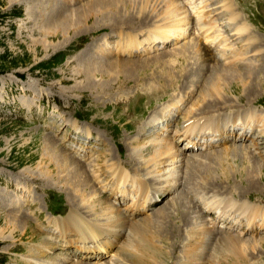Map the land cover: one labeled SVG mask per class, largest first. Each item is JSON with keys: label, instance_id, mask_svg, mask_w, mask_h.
Segmentation results:
<instances>
[{"label": "rangeland", "instance_id": "obj_1", "mask_svg": "<svg viewBox=\"0 0 264 264\" xmlns=\"http://www.w3.org/2000/svg\"><path fill=\"white\" fill-rule=\"evenodd\" d=\"M35 1L38 0H0V214L20 218L32 230V235H18L16 239L0 243V264H150L151 261L157 264H264V244L256 246L252 244L253 241L264 240V180L260 181L261 185L252 189H247L252 186L250 183L252 181H249L248 185L244 182V173L250 171L251 167L253 169L258 166V172L264 173V115L260 116V111L264 112V90H260L259 93L240 94L237 96L238 101H231L233 102L231 104L226 102L219 108H207L203 112L204 117H222L223 120V123L219 124L218 134L210 142L225 135L240 134L239 138L244 139L241 141L243 143L238 141L230 143L221 154V162L211 161L212 154L219 152L221 148H215L205 161L203 159L209 155L198 150L199 160L194 157L188 160L191 163L205 165L206 172L203 174L210 172L211 175L201 181L200 175L196 177L198 180L190 178L187 184H183L177 191H172L173 194L166 186L165 190H169L168 194L171 195H164L165 199L163 198L158 206L155 205L156 207L145 211L141 217L137 219L130 217L131 219L127 220L124 216L131 211L133 203L136 205L141 200L140 197H136L135 202L132 200L135 197L136 185L146 187L148 183L152 197L150 200H158L160 196L156 191L158 188L154 186H160L161 183L155 182L152 178L153 171L148 172L151 168L142 167L143 162L139 163V160L133 161L131 158L129 145L150 142L137 138L139 125L158 110L164 113L188 110L186 106L193 104V98H196L200 88L213 74V65H220L219 74L226 72L221 70L222 66L229 65L223 59L222 53L219 54L213 47L211 49L205 47V52L200 53L192 48L180 47L184 41L177 45L172 42L165 47L161 44L160 50L152 54L137 51V46L133 44L127 47L133 50L132 53L128 52L131 55L112 52L115 48L127 46L132 37H137L141 45L148 41L155 28V22L151 17L147 18L145 23L135 17L132 19L131 27L110 25L84 31L64 46L47 52L42 42L56 44L58 41H65L60 33L62 30L64 33L65 27L56 28L51 25L49 30L44 31L30 27L26 20L29 12L33 6L35 9L40 7L38 4L33 5ZM60 1L64 3L65 10L61 12L62 16H67L74 12L73 9L97 0ZM169 1L166 6L169 5ZM185 1L188 2V6L191 5L189 8L192 10L194 7L198 8L201 0ZM230 2L237 19L230 20L223 11L225 7L220 11L218 24L223 36L228 42L231 41L234 38L231 31L234 23L243 24L250 34L251 42L252 37H255L257 42L261 43L258 45L256 42L254 45L256 48L261 47L264 55V0ZM66 5L70 8L66 9ZM51 7L56 8L54 5ZM56 12L58 13V10ZM48 16L55 18L52 12ZM195 18L191 19L192 24L197 22ZM93 21L94 19H88V23ZM245 37L248 36L241 35L240 44L232 46L228 43L226 49L232 54L235 52L238 55L244 54L248 56L245 58L247 61H252L255 57L253 51L255 47L249 49L251 52H245L243 45L247 39ZM258 57L259 61L261 60L258 65L261 66H257L253 73L263 84L264 56ZM85 58H91L92 61L96 59L97 63L115 59L147 58L145 61L149 67L146 66L137 72V76L140 75L138 79L128 78L120 87L98 89L99 85L98 88L75 89V80H70L67 67L68 64L77 65L80 59ZM242 68L239 69L243 70ZM109 82L110 78L101 82V85ZM232 90L234 92V89ZM213 109L217 111L206 114V111ZM252 110L256 112L254 116ZM251 114V118H248ZM184 117L180 119V125ZM155 129L161 130L160 125H156ZM151 130L152 128H149L143 136L149 137L152 134ZM128 134L130 138H126ZM20 136L36 137L42 143L45 136H48L84 165L90 178L91 189L88 190L93 194V199L96 198L93 210L87 211L79 201H74L69 187L63 186L66 182L70 183L65 176L66 173H62L64 179H60L56 173L47 175L49 177L51 175L52 180L43 175L36 174L34 177L24 173L25 170L35 172L30 168L31 164L23 158L31 148L26 152H21L19 148L12 151L9 145V141L17 142ZM184 145L185 143L181 144ZM149 153L148 149L145 157H148ZM36 163L37 160L34 161V164ZM53 164L57 167L58 174L61 173L63 161L54 156ZM181 164H186L185 158ZM54 165H51L53 170L56 168ZM120 167H123V175L120 178H125L124 180L130 184L127 186L126 182L120 184V189L126 190L127 199L125 201L121 199L122 202L117 201L115 204L108 196L112 188L116 187L114 179L117 178H114V172H118ZM175 170L169 171L173 174ZM57 179L61 182L58 183ZM205 185L210 186L204 187ZM81 186L86 187L84 183H81ZM179 192L189 200L188 208L182 206L180 197L178 200L181 202L174 203ZM115 194L117 193H111L112 198ZM145 202L150 203L148 198ZM119 208L121 212L125 211L123 217L119 213ZM187 210H190L191 216ZM75 212L82 215L81 222L79 225L68 226L66 217ZM120 218L129 229H124L123 233H126L123 235L124 238L122 236L119 241L112 242L109 234L112 233L114 221L118 222ZM250 220L253 226L248 223ZM133 223L136 225L141 223L138 227L139 236L131 232ZM78 229H82L83 232H77ZM118 229L113 232L117 234ZM98 235L100 238H97ZM230 238L240 241L236 245L238 252H234L235 242L234 245L225 243ZM248 242L251 243L252 253L247 251ZM88 245L91 248L87 247ZM101 245L105 246L109 253L99 252L102 256L104 254L102 259H95L92 253L84 252L86 249L94 250ZM192 251L193 253H190Z\"/></svg>", "mask_w": 264, "mask_h": 264}, {"label": "bare ground", "instance_id": "obj_2", "mask_svg": "<svg viewBox=\"0 0 264 264\" xmlns=\"http://www.w3.org/2000/svg\"><path fill=\"white\" fill-rule=\"evenodd\" d=\"M46 1L47 2H43V3L40 2V0L33 2V5L36 6L38 4V5H40V7H39V9H35V7L33 6L29 12V15H28V18H30L31 20H29L28 18L26 20H28L27 24L30 25V27H34L33 29H40L42 31H44L46 29L49 30L51 25L56 26V28H60L61 26L65 27L64 33H63V30L60 32L62 34V36L65 38V41H63V42L58 41V42H56V44L55 43H49L48 44L47 41L44 43L42 42V44L44 45V49L47 52H49V51L51 52L52 50H55L61 46H64L65 44H67V42L72 41L78 34L84 32V31L95 30L98 27H107L110 25H113V27H123V26L131 27V23L133 22L132 19H135V17L138 18L139 20H141L142 23H145L147 21V18L151 17V20H154V22H155V28L152 31V34L150 35L153 37V39H152L153 42H155L158 39L162 40L163 42H169L172 40L178 42L180 40H183L185 38H188V37H191L192 35H194V38L192 40H188V41L182 43V45H180V47H182L183 49H185V48L191 49L192 48L195 51L202 53V52H204L205 47H212L213 46L214 49L219 54L222 53L223 59L225 60L226 63H228L229 67H224L221 65L223 67V68H221V70L222 71L225 70L226 72H221V74H219L218 71L220 69L219 68L220 65H213V68H214L212 71L213 74L211 76H209L208 80L204 83V86L200 88L199 92L197 93L196 98H193L194 99L193 104L188 108V110L186 112V116H188L189 118L196 116V115H203V112H205V110H207V108H210V109L216 108V107L219 108L222 104H225L226 102L228 104H231V103H233L231 101H234V100L238 101L237 96H239L240 94L247 95V94H252L254 92L259 93L260 90H264V83L261 84L262 81L259 82L254 76L255 73H253V71H255V68H257V66H259V65L261 66V64L258 65V63H261L260 62L261 60L259 61L258 56H264L262 51H261V47L256 48L254 45L258 41L257 38L252 37V42H251L250 34L247 33V28H245L246 26H244L243 24L242 25H240V24L236 25V23H234V25L231 29V31H233V33L232 32L231 33L233 34L234 38L228 42V40H226L225 37L223 36V33H222L223 31L221 32V28L219 27L218 20L220 17L218 15H219V13H221L220 11L222 9H224V7H225V10H223V11L227 14V16L229 17L230 20L235 21L237 19V14H236L235 10L232 9V5L230 4L231 3L230 0H201V1L199 0L200 4L198 5V8L194 7L195 9L193 8L192 10H190L191 8H189V7H191V5L188 6V4H187L188 2L185 0L183 2L181 0H170V1L169 0H97L95 2L94 1L88 2L89 4H87L85 6L75 8L76 10L73 9L74 12H72L71 14H69L67 16H62L61 12L65 11V10L63 7L64 3H62L60 0H46ZM68 1L70 2V0H68ZM167 1H169L170 3H169V5L166 6ZM189 2H191V1H189ZM195 2H197V1H195ZM191 4H192V2H191ZM51 5H54L56 8L55 9L52 8ZM69 8H70L69 6L66 7V9H69ZM56 10H58V13L56 12ZM66 11H68V10H66ZM51 12L55 14L54 19H52L51 16H48V14ZM192 18L197 19V22L192 24V22H191ZM88 19H94V21L92 23H88ZM149 30H150V28H149ZM241 35L248 36V37H245L247 39L244 42V44L241 43L244 45V51L245 52L250 51L249 49L255 47V49L253 50L255 57H253L252 61H247L248 59H245V58L248 56H245L244 54L238 55L236 52L234 54L227 52L226 47H227L228 43L232 44V46H233V45L241 42L240 41ZM131 39L132 40L128 43L127 46H123L122 48H115V49H113L112 52H118V53H122V54H127L128 52L132 53L133 50L130 49V47H129L130 50L127 49L129 44H133L134 46H137V51H140V52H150L152 50L151 46L146 47L145 43H142V45H141V41L137 37H132ZM148 39H149V37H148ZM260 44L261 43L259 42L258 45H260ZM110 49L111 48H109L108 51H110ZM233 49H235V48H233ZM233 51H236V50H233ZM102 52H103V50H102ZM102 52L100 54H102ZM131 53H128V54L131 55ZM104 54H105V52H104ZM252 55H253V53L250 56L252 57ZM90 59H88V58L80 59L78 64L77 65L75 64L74 66H71V64H68L67 69L69 71V75L71 76L70 80H72V79L75 80L74 81L75 82L74 83L75 89H81V88L84 89L87 87H97L99 85H100L99 88L97 87L98 89H101L104 87L108 88V89H110L109 87H111V88L120 87V86H123L121 84H123L124 81L125 82L128 81L127 80L128 78L134 77L135 79H138L140 77V75L137 76V72L144 69L146 66L149 67L147 64L148 62L145 61L147 58L144 60H128V59L117 60V59H115V60L110 61V62L107 61V62H102V63L95 62L96 59H95V61H92ZM262 61H263V59H262ZM240 67H243L242 68L243 70L239 69ZM233 69H238V70H233ZM263 71H264V69H263ZM78 78H82V79L78 80ZM109 78H110V82L108 84L101 85V82L108 81ZM138 81H140V80H138ZM232 89H234L235 93L233 92ZM193 99H191V100H193ZM198 109H199V111H198ZM217 109H213V110H210L208 112L206 111V114L211 113L212 111L216 112ZM168 110H169V108H168ZM200 110H203V111H200ZM233 111H235V110H233ZM242 111H243V109H242ZM224 112H225V109H224ZM219 113H220V111H219ZM252 113L254 116V114H256L255 110H252ZM224 114H226V113H224ZM247 114H249V113L247 112ZM261 115H264V112L260 111V116ZM229 116H230V114H229ZM251 116H252V114L248 118H251ZM240 118H241V116H240ZM254 119H255V117H254ZM154 120H156V119L154 118L152 121H154ZM240 121H241V119H240ZM203 122L205 124H210V126L216 127L215 129L219 131V124H222L223 120H222V117H210L209 116V117H204ZM257 123H259V121H257ZM257 123H254V124H257ZM250 124H251V121H250ZM259 124H257V125H259ZM232 126H233V124H232ZM249 126H251V125H249ZM195 129H196V124L190 128L191 131H194ZM258 131H260V130L258 129ZM45 137L46 138L44 139L43 143H42V141L39 140V138H36V137H35L36 139L31 138V137L27 138L25 136L24 137L20 136L19 140L17 142H14V143L12 140L9 141V145L12 147V149H11L12 151L19 148V150H21V152H26L28 149L31 148V151L28 154H26L25 156H23V158H24V160H27L31 164L30 168H32V170L35 172L25 170L24 173L30 174L31 176H34L36 174L43 175V176L48 177L50 180H52L50 178L52 176L51 175H50V177L47 176L49 174L56 173L59 177H61L60 179H62V178L64 179V177H62V176H63V174L66 173L65 176L68 177L70 183L66 182L63 184V186L66 185L69 187L70 194L73 196L74 201L75 200L79 201L80 205L82 207H85L87 211L93 210V208L95 207V204H96V200H95L96 198L93 199V194L90 193V191L88 190L90 188V185H89L90 178L86 172L84 165L80 164L78 161H76L74 159L75 157L73 158L71 155H69V153H67L66 151L61 149V147L58 146V144L56 142H54L50 137H48V136H45ZM126 138H130V134H128L126 136ZM227 140H231V138H228ZM16 143L18 146L16 145ZM20 144H21V146H20ZM129 146H130L129 150L131 151L132 160L136 161L135 159H137V160H139V163L143 162L142 167H145L147 169H149V167L151 168V170H148V172L153 171L152 173H154V174H152V178L155 180V182L161 183L160 186H154V187L161 188V189H158V191L162 192L164 195L169 193V190H165V187L169 183L170 177L173 175L169 170L180 169L179 174H177V181L181 182L180 183L181 186H183V184H187L189 182L190 178L192 180L193 179L195 180L196 177L200 175L199 179L201 181V180L205 179L206 176L211 175L210 172L203 174V172H206V166L203 164L191 163V161L188 160L186 162V164L182 165L181 162L184 160V158H182V157L178 158V156L183 154V151H181L179 148L176 149V147H174L173 145H171L170 148L169 147H160V146H158V144H155L154 142H151V140H150L149 144L146 142H143V143H139V144H132ZM215 148H221V150L217 153L212 152L213 153L212 154L213 160H211L212 163H214L218 160H219V162H221L222 161L221 154L226 149V147L225 146L223 147V145H212V147H210L209 149L211 151H213V150H215ZM148 149L150 150V153H149L148 157H145V155L148 153ZM189 149H190V147H187V150H189ZM8 150H10V147H8ZM178 151H180V152L177 153ZM54 156H57L60 160L63 161L64 166H63L62 170L59 168L61 170V173H59V174H58L57 167L53 164ZM144 157L148 158V159L145 160ZM36 160H37V163L34 164V161H36ZM170 164H173V166L165 168L167 166H171ZM51 165H54L56 168L53 170ZM181 167L184 169L182 170ZM122 172H123V167H120L118 172H114V178L120 179V180L114 179L115 183H116V185H119L121 183L123 184L126 182V186H127L130 184V182H128L127 180H124L125 178L124 179L120 178V176L123 175ZM145 172H147V171H145ZM244 174H245V178L244 177L243 178H244V182L246 184L249 181H252V182H250L252 186L247 187V189H252V188H254V186H258L259 184L261 185L260 181L264 180V173L258 172V166H255L253 169L251 167V170L247 171ZM243 178H242V180H243ZM196 180H198V179H196ZM57 182L60 183L61 181L59 179H57ZM81 183H84L86 185V187L83 188L81 186ZM126 186L124 185V188ZM139 186H141V184L136 185L137 188H139ZM209 186L210 185H205L204 187H209ZM94 187H95V185H94ZM116 187L120 188V186H116ZM184 188H185V186H184ZM193 188H195V187H193ZM134 190L136 191V189H134ZM193 191H194V189H193ZM118 192H123L121 195H124V197H125L126 190H121V189L115 190L114 193H118ZM199 192L201 193V190H199ZM137 197H140V196L137 195ZM179 197H180V200L183 202L182 206L187 207V205L189 204V200H187V198L185 196H183V194L181 192L177 193V197H175V200H174L175 202L174 201L173 202L175 204H177L176 202L179 201L178 200ZM194 198H196V196ZM140 199H141V201H139L138 204L135 205V206H137L135 214L139 213L143 209H147V208L149 209L150 206H153V205L155 206L158 204L156 202H153L152 204L148 205L149 203L145 202V199H142L141 197H140ZM169 201L171 202V200H169ZM181 201H179V202H181ZM151 202L152 201H150V203ZM141 204L143 205L142 208H141ZM200 204H201V202H200ZM198 206H199V204H198ZM98 209H100V208H98ZM187 212H188L189 216H191L190 210H187ZM106 217H107V215H106ZM255 217L257 218L258 216L255 215ZM66 218H67L66 224L68 226L79 225L81 222L82 215H78L75 212V213H70L68 215V217H66ZM105 218H103V219H105ZM64 221H66V220H64ZM120 221H121V218H120ZM120 221H118V222L114 221V223H113L114 227L112 229V233L109 234L110 235L109 236L110 241H112V242L113 241H115V242L119 241V238L121 239L122 236L126 234V233H123L124 229L125 228L129 229V226L125 223V221H121V222ZM116 223L117 224L122 223L121 224L122 227H121V229H118L119 232L117 234H115V232L117 231L116 227L118 228V225H116ZM248 223L253 226V224L251 223V220ZM106 224H108V223H106ZM140 224L139 225L134 224L133 227L131 226L132 227L131 232L133 231L136 236L140 235V228H138L140 226ZM211 224H212V222H211ZM215 224H216V222H215ZM144 225H145V223H144ZM144 225H143V228H144ZM68 226H67V228H68ZM106 230H108V229H106ZM120 230H122V231H120ZM113 231H115V232H113ZM77 232L81 233V232H83V230L78 229ZM219 233H221V232H219ZM27 234L32 235V230L30 229V227L28 226V224L24 220L17 218L15 216H11L9 214H0V243L4 242L6 240L8 241V239H16V237L18 235L19 236H25ZM199 236H201V235H199ZM98 237H99V235L97 236V238ZM123 238H124V236H123ZM131 243L133 244V242H131ZM225 243H227L228 245L229 244L230 245L235 244L234 252H238V246H236V245H238L240 243V241L237 242V240H235L234 238L233 239L230 238V240L225 241ZM252 244L255 246L258 244L263 245L264 240L253 241ZM247 245L250 247L249 248L247 246V251H250L252 253L253 251H252L251 243L248 242ZM87 247H90V246L88 245ZM245 250H246V248H245ZM84 252L90 253V254L92 253L93 257L94 258L96 257L95 259H102V258H104L103 257L104 254H109L106 251V247L103 245H101L100 247H98L94 250L93 249H86ZM99 252L104 253L103 256ZM194 252H196V251H194ZM196 253H195V255H196ZM246 254H247V252H246ZM197 258H198V256H197ZM200 259H203V258H200ZM200 259H199V261H200ZM66 260H68V259H66ZM150 264H157V263L156 262L154 263L151 261Z\"/></svg>", "mask_w": 264, "mask_h": 264}]
</instances>
